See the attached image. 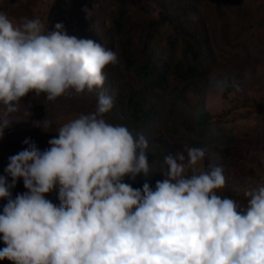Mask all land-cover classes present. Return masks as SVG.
I'll return each mask as SVG.
<instances>
[{
	"label": "clouds",
	"instance_id": "obj_1",
	"mask_svg": "<svg viewBox=\"0 0 264 264\" xmlns=\"http://www.w3.org/2000/svg\"><path fill=\"white\" fill-rule=\"evenodd\" d=\"M118 54L91 39L53 30L39 18L19 21L0 11V139L29 93L49 101L93 93ZM228 75L210 74L220 98ZM112 97L98 94L96 110L64 123L50 147L29 146L9 157L0 176V261L11 264H264V183L246 188V203L218 195L222 165L204 166L207 150L183 145L164 156L155 190L125 182L148 176V141L105 115ZM207 105L197 106L199 118ZM47 118L34 121L45 132ZM7 177H11L8 183ZM27 189L12 198L19 179ZM58 186L59 205L45 196Z\"/></svg>",
	"mask_w": 264,
	"mask_h": 264
},
{
	"label": "trees",
	"instance_id": "obj_2",
	"mask_svg": "<svg viewBox=\"0 0 264 264\" xmlns=\"http://www.w3.org/2000/svg\"><path fill=\"white\" fill-rule=\"evenodd\" d=\"M164 1L166 10L159 18L142 15L140 11L123 2L110 12L109 36L100 43L105 48L112 49L113 45L109 42L120 39L118 56L125 71L151 89H165L173 79H177L186 86V92L199 96V105L204 106L210 74L220 73L228 74L232 81L226 93H240L238 88L246 83L249 67L264 62V6L259 8L262 12L253 14L249 9L243 10L244 7H240L234 0ZM3 6L4 9L0 5V11H7L5 4ZM189 19L193 22L189 23ZM169 25L172 32L167 40L166 51L158 54V49L153 48L154 40L161 30ZM211 33H214V38L221 43L218 49L210 45ZM128 90L123 98L118 93V96L112 99L113 107L104 118L108 123L126 125L134 135L142 133L148 141L146 151L150 173L146 177L139 175L135 181L125 177V182L130 183L133 188L142 190L143 184L147 182L152 190H155L156 182L160 180L161 171L164 169V154L161 148L154 144L150 133L164 114L168 134L188 146L230 148L239 141L233 123L235 118H230L229 113L213 115L206 108L199 118L187 116L178 120L175 117L179 111H174V107L167 108V103L171 106L172 101H166L160 91H153L152 98L150 93L149 96L143 95L132 86ZM96 95L98 89L93 93L81 94L79 98L65 97L61 101L62 109H59L63 114L92 113L98 103ZM82 99L89 101L88 110L84 112ZM40 100L41 102H38ZM54 103L56 101H49L44 93L39 96L34 92L29 93L21 99L19 110L10 116L13 123L4 130L3 144L0 147V176H6L2 162L4 155L17 154L27 148L29 145L24 143L26 139L34 143L40 151H44L50 147L48 141L58 137V130L62 125L58 124L55 116L48 117L44 114L52 110L60 114L58 108L56 110L53 106ZM45 118L52 122L48 132L33 124L34 121ZM263 130L264 128L258 132L262 133ZM7 181L11 183V177H7ZM10 191L13 199L17 194L26 192L23 179H19ZM58 191L57 186L45 196L57 206ZM223 196L242 204L247 200L234 192H225ZM6 203L7 199L0 198V214ZM4 246L0 239V248ZM0 264L11 262L3 260Z\"/></svg>",
	"mask_w": 264,
	"mask_h": 264
},
{
	"label": "rangeland",
	"instance_id": "obj_3",
	"mask_svg": "<svg viewBox=\"0 0 264 264\" xmlns=\"http://www.w3.org/2000/svg\"><path fill=\"white\" fill-rule=\"evenodd\" d=\"M234 1L240 7H244L243 10L249 9L253 14H257L259 11L262 12L259 8L264 6V0ZM123 2L129 4L134 10L140 11L142 15L155 18H159L166 10L164 0H0V5L4 9L3 4H5V10H7L5 13H7L9 18L16 21H19L22 17L39 18L48 27L49 31L53 30L56 23L62 22L69 35L91 39L100 43L109 36L108 17L110 12ZM192 22L189 19V23ZM171 32L172 27L169 25L163 28L157 39L154 40L153 48L158 49V54L166 51L167 40ZM214 36V33L209 36L210 45L212 48L218 49L221 43ZM108 40H106L107 43ZM120 43V39H114L109 42V44L113 45L112 49L117 54H119ZM180 45L181 42L179 43ZM104 73L106 80L104 85L98 88V94L104 92L106 95L111 96L112 99L117 97L118 93L123 98V95L131 86L143 95L149 96L150 93L152 98L153 91H160L164 94L166 101H172L171 106L167 103V108L174 107V111L180 112L175 117L178 120H182L187 116L192 117L195 108L200 106L199 96L186 92V86L177 79H173L170 86L165 89L154 90L143 84L131 73L125 71L121 62L116 66H107ZM241 86L243 87L238 88L240 93L225 92L220 98L210 95V84L206 89L205 102L207 109L213 115L229 113L230 118H235L233 123L235 134L239 141L230 148H219L218 146L205 148L207 155L204 160V166L205 168H208L211 164L223 166L226 184L222 189L218 190V195L223 196L225 192H234L240 197L246 198L244 196L246 188L256 187L258 184L264 183V132H258V130L264 128V62L249 67L247 81ZM73 96L79 98L81 95ZM96 96L98 100V95ZM65 97L57 98L55 100L56 103L53 104L56 110L58 108L60 114H57L55 110L44 113L48 117L55 116L59 125H63L80 115L78 112L63 114L61 101ZM82 100L84 104L82 111L84 112L88 110L89 101ZM38 102H41V100ZM245 114H249V116ZM167 130L164 114L162 120L160 119L154 125L150 133L154 144L161 148L164 156L168 154L174 155L178 150H182L183 145H185L183 142H178L171 138ZM2 142L3 138L0 139V147L3 144ZM12 155L15 154L7 153L4 155L2 160L4 168L7 167L9 157ZM163 179L162 174L159 181Z\"/></svg>",
	"mask_w": 264,
	"mask_h": 264
}]
</instances>
